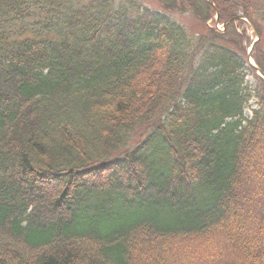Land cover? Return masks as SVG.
<instances>
[{
	"label": "trees",
	"instance_id": "1",
	"mask_svg": "<svg viewBox=\"0 0 264 264\" xmlns=\"http://www.w3.org/2000/svg\"><path fill=\"white\" fill-rule=\"evenodd\" d=\"M155 1L0 0V264H264V4Z\"/></svg>",
	"mask_w": 264,
	"mask_h": 264
},
{
	"label": "rangeland",
	"instance_id": "2",
	"mask_svg": "<svg viewBox=\"0 0 264 264\" xmlns=\"http://www.w3.org/2000/svg\"><path fill=\"white\" fill-rule=\"evenodd\" d=\"M140 1L144 5H146L150 8H154V7L157 8L158 7L155 0H140ZM248 3L250 5L262 6L264 4V0H249ZM236 17H238V16H236ZM239 17L244 19V20H240V21H243L246 23L244 26H241V28L235 30V31H237V34L241 37L240 41H241V46H242L243 51L240 50V52L243 53L244 57L247 59L249 50L251 49V46L252 45L255 46L256 41H259L258 42V49L262 53H264V20L263 21L261 20V23L259 21H257V24H256L257 27H256L250 21H247V20L245 21L246 17L242 16L241 14L239 15ZM179 18L182 21V23L185 24L187 27L191 26V28L193 27L194 29L200 28L199 25H197V23L195 22V20L192 17H190L189 15L180 16ZM213 20L216 21V17ZM214 27H215V29H217V31H221V32L223 31V28H222L223 25H221L219 23H217V24L215 23ZM235 39H236V41L238 40L236 37H235ZM251 60L253 61L252 55H251ZM245 79L250 85L254 84L255 80H254V78L250 72H248V71L246 72V78ZM248 106H249L248 109H246L244 111V114L246 116H250L251 110L254 109V104L252 102H250L248 104ZM177 244L178 243H175L174 245H177ZM187 244H188V242L184 241L183 244L180 245V247H185ZM191 246L190 247L188 246V248H191ZM178 247H179V245L177 246V251H178ZM177 251L175 249H172V251L170 253L175 254ZM256 255H258V253H256Z\"/></svg>",
	"mask_w": 264,
	"mask_h": 264
},
{
	"label": "water",
	"instance_id": "3",
	"mask_svg": "<svg viewBox=\"0 0 264 264\" xmlns=\"http://www.w3.org/2000/svg\"><path fill=\"white\" fill-rule=\"evenodd\" d=\"M207 2H209L210 3V0H206ZM217 20V19H216ZM238 20H244L243 18H241V17H235L234 19H232V21H238ZM245 21H246V19H245ZM230 22V21H229ZM226 23H228V22H226ZM225 23V24H226ZM250 24V23H249ZM251 25V24H250ZM252 49H253V45L251 46V49L249 50V53H248V61H249V64L256 70V72H257V75L261 78V79H263L264 80V74L263 73H261L260 72V70H258L252 63H251V59H250V54H251V52H252Z\"/></svg>",
	"mask_w": 264,
	"mask_h": 264
}]
</instances>
